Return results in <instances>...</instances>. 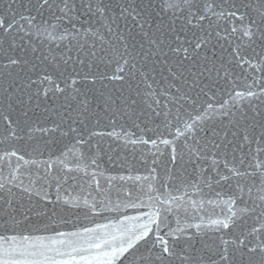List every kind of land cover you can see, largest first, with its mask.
<instances>
[{"label": "water", "instance_id": "1", "mask_svg": "<svg viewBox=\"0 0 264 264\" xmlns=\"http://www.w3.org/2000/svg\"><path fill=\"white\" fill-rule=\"evenodd\" d=\"M66 2L0 0V260L264 264V0Z\"/></svg>", "mask_w": 264, "mask_h": 264}, {"label": "snow or ice", "instance_id": "2", "mask_svg": "<svg viewBox=\"0 0 264 264\" xmlns=\"http://www.w3.org/2000/svg\"><path fill=\"white\" fill-rule=\"evenodd\" d=\"M62 2H64L65 4V7L64 8H61L60 11L61 12H66V11H71V9H68L67 8V2L66 0H62ZM40 4H41V7H43L44 5H47L49 4V0H40ZM98 11H102L100 9H98ZM134 11V10H133ZM22 19H29L28 17H22ZM35 17H31L29 22H31V20H34ZM133 19L135 20V17H133ZM14 22V21H13ZM254 23V22H253ZM12 26V24L10 23L8 25V27L10 28ZM0 27H3V21H0ZM245 35L248 36L250 35V33L248 32H245ZM197 47H199V43H197L196 45ZM12 63H16L15 60H12L11 61ZM122 70V69H121ZM251 95V93H250ZM151 222H154V221H151ZM224 227H228L227 224H224L223 225ZM150 229H147L145 228L144 231H142L140 234L136 235L135 236V239H133L132 237H129L128 240L126 241V246H125V242L122 241L121 242V245L119 247H115L112 249V251L110 253H107L106 255H108L110 257V259L107 260V264H113V261L115 259H119L120 257L124 256L125 253H128L130 249H133L136 244L141 240V239H144L147 235H148V231ZM106 243V242H105ZM159 243L161 244H164L165 246L163 247V252L165 254L169 253V248L166 246V242H164L162 239L159 240ZM97 248L100 247L99 244L96 245ZM264 250V249H262ZM250 251H254L253 249H250ZM0 264H8V261L7 260H0Z\"/></svg>", "mask_w": 264, "mask_h": 264}]
</instances>
